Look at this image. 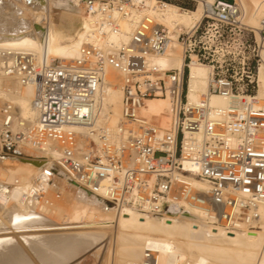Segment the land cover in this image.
I'll return each mask as SVG.
<instances>
[{"label": "built area", "instance_id": "2783aa9c", "mask_svg": "<svg viewBox=\"0 0 264 264\" xmlns=\"http://www.w3.org/2000/svg\"><path fill=\"white\" fill-rule=\"evenodd\" d=\"M199 1L205 8L198 21L170 29L144 0H79L90 30L74 59L48 57L45 29L39 55L0 49L1 73L34 85L37 113L25 130L15 129L14 104L0 97V198L8 190L1 170L9 161L30 157L29 151H55L54 163L25 186L24 200H59L62 172L99 196L105 211L118 214L132 206L163 218L194 212L210 227L244 229L252 209L264 204V97L256 95L264 49L239 19L236 0H156L153 9ZM173 41L182 50L183 67L152 65ZM193 60L211 68L208 91L226 98V106L211 107L206 94L189 102ZM106 66L120 75L122 119L114 132L97 125ZM151 98L170 102L168 127L141 113ZM132 264L162 263L158 251L145 246Z\"/></svg>", "mask_w": 264, "mask_h": 264}, {"label": "bare ground", "instance_id": "6f19581e", "mask_svg": "<svg viewBox=\"0 0 264 264\" xmlns=\"http://www.w3.org/2000/svg\"><path fill=\"white\" fill-rule=\"evenodd\" d=\"M13 1L14 8L12 3L10 5L14 12H11L13 15L8 18L9 21L4 20V16H1L2 9L0 10V49L29 51L39 55L40 39L45 29L49 58L68 61L77 56L78 48L90 30L79 0ZM144 1L152 6L150 11L156 19L170 29L177 25L192 26L201 18L205 8L199 1L190 10L167 3L157 11L153 9L156 0ZM206 1L211 3L213 0ZM236 2L240 8L239 19L254 31L260 49H264V36L259 35L261 20L264 19V0ZM55 9L60 10V16H65L69 21L79 20L80 28L73 34L63 33L59 26L60 18L54 17ZM123 29L129 30V26L123 23ZM118 38L120 37L115 35L111 37L112 40ZM150 63L163 69H181L183 55L179 44L173 41L166 55L154 57ZM188 67L189 102H197L206 94L211 107L226 106V98L208 91L211 68L195 60ZM257 75L256 95L264 97V52ZM34 94L33 84L22 85L14 77L3 75L0 70V97L14 104L15 129L25 130L35 122L37 113L32 105ZM121 94L119 72L106 66L100 93L101 115L97 125L112 132L116 130L122 119ZM170 107L166 98H151L146 101L141 113L159 116V124L163 127L170 123ZM77 129L84 130L83 127ZM195 135L200 139L199 133ZM29 152L30 157L12 159L1 170L8 190L0 198V264H63L78 254L84 245L94 244L97 247L103 242L106 245L111 240L115 248V258L112 259L114 264L134 263L141 258L145 246L158 251L162 264H264V204H258L252 209L250 222L244 229L225 232L208 226L201 215L194 212L163 218L141 212L132 206H125L118 214L113 210L105 211L99 196L69 182L61 172L57 180L64 199L51 205H37L24 200L22 192L25 186L39 177L43 166L54 163L52 155L55 156V151ZM15 180L21 182V187L14 183ZM195 183L203 188L206 186L201 181ZM46 214L53 215L57 220L49 219L50 216L47 217ZM66 230L70 231L65 233ZM71 230L75 232L70 234ZM106 231H109L107 236ZM113 231L115 236L110 237ZM38 244L43 248H38ZM45 247L46 250L48 248L54 251V254L46 252ZM27 252L33 259L28 258Z\"/></svg>", "mask_w": 264, "mask_h": 264}, {"label": "rangeland", "instance_id": "374dc122", "mask_svg": "<svg viewBox=\"0 0 264 264\" xmlns=\"http://www.w3.org/2000/svg\"><path fill=\"white\" fill-rule=\"evenodd\" d=\"M6 2V3H3V2ZM11 1H13V0H1L0 1V4H1V6L2 5H4V6H0L1 8H0V10L2 11H0L1 12V16H4L3 18H4V20L5 21H7V19L11 16V15H13V13H11V12H14V5L16 4L14 1V5H13V2H11ZM224 1H227V2H230V1H232V0H224ZM8 2V3H7ZM3 3V4H2ZM12 3V4H11ZM12 5V7H11V5ZM17 5V4H16ZM8 6V7H7ZM189 7L188 9L190 10V9H192V8H194L195 7V5L193 4V3H190L189 5H185L184 7L186 8V7ZM7 8V10H6V8ZM5 8V9H4ZM8 8H10V9H8ZM4 9V10H3ZM9 10V11H8ZM56 10H57V12H56ZM7 11V12H6ZM9 12V13H8ZM6 13V15H4V14ZM7 15H8V17H7ZM6 17V18H5ZM54 17L56 18V19H58V18H60L59 19V21L61 22L60 23V29H61V31L63 32V33H67V34H69V32L71 33V34H73L77 29H79L80 28V22H79V20H73V22L72 21H69L65 16H60V10H58V9H55V14H54ZM8 21H9V19H8ZM246 22L248 23V21L246 20ZM74 23V24H73ZM249 25H250V23H248ZM73 28H72V27ZM65 33V34H66ZM110 76H111V74H110ZM108 78H109V76H108ZM110 81H111V79H110ZM156 119H154V120H156V121H159V123H160V118H159V116H157V117H155ZM169 118H170V116H169ZM170 124V123H169ZM168 124V125H169ZM168 125H166V126H168ZM166 126H163V127H166ZM65 192L67 191V187H65ZM62 191V190H61ZM64 199V193H63V191H62V196H61V198L59 199V200H56L55 201V203L56 202H61V200H63ZM46 216L47 217H49V219H53V220H57L53 215H49V214H46ZM51 217H53V218H51ZM70 231V230H69ZM68 230H66V231H64L65 233H67V232H69ZM74 232H75V230H73ZM72 230H71V232H70V234L71 233H74ZM107 232V231H106ZM109 234V231L107 232V233H105V235L107 236ZM25 235H29V234H25ZM21 236V235H20ZM110 237H114L115 235H114V231H113V233H110V235H109ZM103 237H105V236H103ZM39 245V244H38ZM37 245V246H38ZM93 246H91V244H87V245H84L82 248H81V250H80V252H78V254H75L74 256H72L69 260H68V262H70V263H68L67 261H66V263H63V264H114L113 262V260L112 259H114L115 257H114V253H115V248H114V245H113V242H112V240L111 241H108L107 243H106V245L104 244V242L103 243H101L100 245H98L97 247H94L95 245L94 244H92ZM39 246H41V247H39ZM38 246V248H43V246L42 245H39ZM87 246V247H86ZM90 246H91V248H90ZM99 248V249H98ZM41 250H43L44 251V249H41ZM45 250H46V247H45ZM48 250V251H47ZM47 250H46V252H48V253H50V254H54L53 252L54 251H51L50 249H48L47 248ZM27 255H28V258L30 259H33L32 258V256L30 255V254H28V252L26 253ZM74 257V258H73ZM77 258V259H76ZM31 261V260H30ZM33 262H34V260H32ZM72 261V262H71ZM74 261H76V263L74 262ZM113 261V262H112ZM35 264V263H34Z\"/></svg>", "mask_w": 264, "mask_h": 264}, {"label": "trees", "instance_id": "16d2710c", "mask_svg": "<svg viewBox=\"0 0 264 264\" xmlns=\"http://www.w3.org/2000/svg\"><path fill=\"white\" fill-rule=\"evenodd\" d=\"M184 7V6H183ZM186 8H189L188 6Z\"/></svg>", "mask_w": 264, "mask_h": 264}]
</instances>
